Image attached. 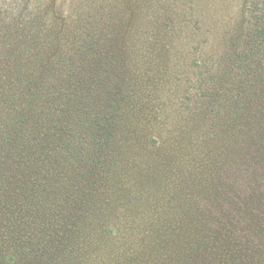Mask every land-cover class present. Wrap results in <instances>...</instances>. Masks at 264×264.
Returning a JSON list of instances; mask_svg holds the SVG:
<instances>
[{
    "label": "trees",
    "instance_id": "trees-1",
    "mask_svg": "<svg viewBox=\"0 0 264 264\" xmlns=\"http://www.w3.org/2000/svg\"><path fill=\"white\" fill-rule=\"evenodd\" d=\"M129 14L0 60V264H264V11L210 54Z\"/></svg>",
    "mask_w": 264,
    "mask_h": 264
},
{
    "label": "rangeland",
    "instance_id": "rangeland-1",
    "mask_svg": "<svg viewBox=\"0 0 264 264\" xmlns=\"http://www.w3.org/2000/svg\"><path fill=\"white\" fill-rule=\"evenodd\" d=\"M244 7L246 13L264 11V0H0V60L10 56V45L49 46L52 30L61 24L58 18L83 31H104L130 25L133 9L137 48L162 28V43L189 44L210 54L212 43L239 24Z\"/></svg>",
    "mask_w": 264,
    "mask_h": 264
}]
</instances>
